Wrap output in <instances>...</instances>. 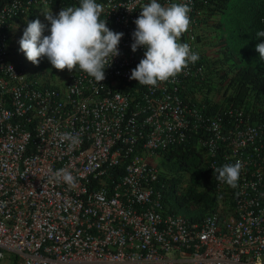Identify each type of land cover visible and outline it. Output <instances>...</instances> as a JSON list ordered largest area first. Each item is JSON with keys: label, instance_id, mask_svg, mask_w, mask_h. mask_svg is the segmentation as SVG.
Wrapping results in <instances>:
<instances>
[{"label": "built area", "instance_id": "2783aa9c", "mask_svg": "<svg viewBox=\"0 0 264 264\" xmlns=\"http://www.w3.org/2000/svg\"><path fill=\"white\" fill-rule=\"evenodd\" d=\"M54 1L0 4V264H255L264 257V122L227 102L222 89H195L214 79L203 61L214 57L205 44L213 19L204 26L211 0H177L191 8L180 42L199 59L156 87L129 79L143 58L142 49L130 50L134 20L149 0H97L100 19L123 33L98 84L75 70L56 82L29 65L19 52L20 20L34 9L40 19L66 2L79 5ZM61 132L78 142L70 146ZM187 144L216 176L217 167L243 165L236 188L215 179L217 207L197 222L165 211L166 184L154 163L158 152ZM62 168L77 178L74 186L51 178Z\"/></svg>", "mask_w": 264, "mask_h": 264}, {"label": "clouds", "instance_id": "9594fccd", "mask_svg": "<svg viewBox=\"0 0 264 264\" xmlns=\"http://www.w3.org/2000/svg\"><path fill=\"white\" fill-rule=\"evenodd\" d=\"M103 5L97 0H79V5L63 7L58 14L51 11L44 14L47 26L39 19L27 22L18 41L19 52L33 65L45 58L56 70L67 69L82 72L95 83L105 79V70L119 53L118 44L123 33L110 30L106 19H100ZM191 8L187 2L169 0L167 6L160 0H149L134 20L130 50H143V58L131 70L129 79L140 85L156 87L161 82L174 79L189 63H195L199 54L192 51L188 43L180 42L187 30ZM214 28V27H213ZM47 32V34H45ZM214 35L205 44L218 48L224 46ZM261 40L255 51L264 60V30L256 33ZM214 56V55H213ZM70 146L78 142L71 133H58ZM242 162L225 164L214 171L216 179L231 188L237 187ZM51 178L74 186L77 178L66 169L52 173ZM255 264H264V257L257 254Z\"/></svg>", "mask_w": 264, "mask_h": 264}, {"label": "trees", "instance_id": "16d2710c", "mask_svg": "<svg viewBox=\"0 0 264 264\" xmlns=\"http://www.w3.org/2000/svg\"><path fill=\"white\" fill-rule=\"evenodd\" d=\"M5 1L0 0V4ZM57 1H54V7ZM211 4L204 26L213 19L217 40L224 42V46L215 58H204L207 68L210 70L213 67L214 79L213 82L195 86L196 92L205 90L213 93L222 89L227 102L244 107L247 113L251 112L254 122H264V60L255 51L256 44L261 42L256 33L264 30V0H211ZM67 6L71 3L66 2L64 7ZM38 13L39 9L31 10L25 20H20L21 23L26 27L27 22L39 19ZM222 15L225 16L228 33H223L226 25L219 19ZM215 16H218L217 19ZM43 23L47 26L48 22ZM43 67L50 70L47 73L56 82L68 71L56 70L48 61L43 62ZM132 83L142 86L135 80ZM127 89L124 88L125 91ZM206 94L203 93V102L207 104V110H215L218 105ZM157 160L160 161L158 164ZM203 160V153L191 144L156 154L154 162L159 169V180L166 184L163 200L166 212L197 222L215 210L217 203L212 185L216 175L203 166Z\"/></svg>", "mask_w": 264, "mask_h": 264}, {"label": "rangeland", "instance_id": "374dc122", "mask_svg": "<svg viewBox=\"0 0 264 264\" xmlns=\"http://www.w3.org/2000/svg\"><path fill=\"white\" fill-rule=\"evenodd\" d=\"M219 19H221V20H222V23L225 24V16H224V15H222ZM39 20H40L42 23H43L44 21H46L45 18H44V16H43L42 18H40ZM225 25H226V24H225ZM227 27H228V26L226 25V29H224L223 33H228V29H227ZM22 31H23V30H21V33H22ZM216 39H217V38H216ZM216 49H218V48H215V47L208 48V54H209V55L212 54V55H214V57H215L216 53H218V50H216ZM22 58L25 59V61L28 62L29 65L33 66L38 72H44V71L49 72V71H50L48 68H44V67H43V62H44V61H47L46 59H45V60H44V59H40V61H39L38 64L33 65L31 62H29V61L26 60V58H25V56L23 55V53H22ZM63 70H65V69H63ZM63 76H64V75H63ZM63 76H62V77H63ZM159 162H160V161L157 160V164H158ZM154 163H156V162H154Z\"/></svg>", "mask_w": 264, "mask_h": 264}]
</instances>
